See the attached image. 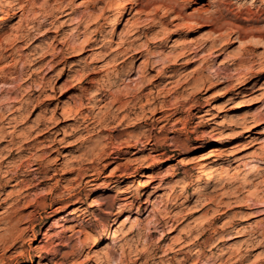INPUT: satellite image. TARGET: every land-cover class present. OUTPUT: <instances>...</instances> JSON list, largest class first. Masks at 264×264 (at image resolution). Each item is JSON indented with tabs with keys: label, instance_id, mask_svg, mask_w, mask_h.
Here are the masks:
<instances>
[{
	"label": "clouds",
	"instance_id": "clouds-1",
	"mask_svg": "<svg viewBox=\"0 0 264 264\" xmlns=\"http://www.w3.org/2000/svg\"><path fill=\"white\" fill-rule=\"evenodd\" d=\"M0 264H264V0H0Z\"/></svg>",
	"mask_w": 264,
	"mask_h": 264
}]
</instances>
